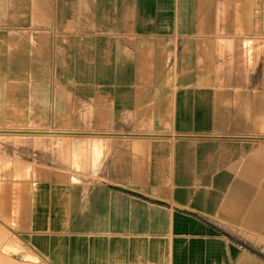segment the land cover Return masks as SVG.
<instances>
[{"label": "crops", "instance_id": "crops-1", "mask_svg": "<svg viewBox=\"0 0 264 264\" xmlns=\"http://www.w3.org/2000/svg\"><path fill=\"white\" fill-rule=\"evenodd\" d=\"M49 127L0 166L45 264H264V0H0V131Z\"/></svg>", "mask_w": 264, "mask_h": 264}, {"label": "rangeland", "instance_id": "rangeland-1", "mask_svg": "<svg viewBox=\"0 0 264 264\" xmlns=\"http://www.w3.org/2000/svg\"><path fill=\"white\" fill-rule=\"evenodd\" d=\"M31 131L34 132V130ZM30 132L0 131V166L3 170L6 168L7 146H12L13 142L23 144L34 140H47V151L49 154H53L54 142L59 130L49 127L35 130L37 133L30 134ZM0 191H4V189L0 187ZM22 207V203L0 202V264H45L33 256L24 244Z\"/></svg>", "mask_w": 264, "mask_h": 264}]
</instances>
